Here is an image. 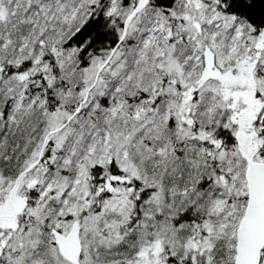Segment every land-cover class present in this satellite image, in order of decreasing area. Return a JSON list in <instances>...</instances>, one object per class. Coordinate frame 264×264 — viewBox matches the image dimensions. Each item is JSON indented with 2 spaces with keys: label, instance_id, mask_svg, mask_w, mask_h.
Segmentation results:
<instances>
[{
  "label": "snow or ice",
  "instance_id": "6c2138e0",
  "mask_svg": "<svg viewBox=\"0 0 264 264\" xmlns=\"http://www.w3.org/2000/svg\"><path fill=\"white\" fill-rule=\"evenodd\" d=\"M0 264H264V0H0Z\"/></svg>",
  "mask_w": 264,
  "mask_h": 264
}]
</instances>
